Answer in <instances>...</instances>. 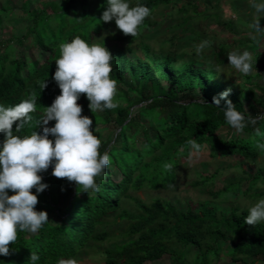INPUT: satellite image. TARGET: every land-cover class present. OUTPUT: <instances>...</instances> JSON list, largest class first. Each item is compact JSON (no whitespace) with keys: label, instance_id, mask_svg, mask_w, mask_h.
I'll return each mask as SVG.
<instances>
[{"label":"trees","instance_id":"16d2710c","mask_svg":"<svg viewBox=\"0 0 264 264\" xmlns=\"http://www.w3.org/2000/svg\"><path fill=\"white\" fill-rule=\"evenodd\" d=\"M178 1L183 2L131 0L132 6L145 4L152 9V15L140 26L139 35L133 37L125 35L114 20L100 19L107 8L106 0H50L35 9L31 8L33 0H27L21 17L11 11L9 0H0V29L12 26V36L0 52V103L11 107L28 98L37 101L36 111L31 113L33 119L21 135L34 130L42 133L44 125L38 121L62 91L53 79L56 60L61 56L60 45L75 36L89 44L104 43L110 50L115 57L110 61L111 76L118 87L114 99L128 104L122 107L118 103L115 109L93 113L86 94H81L77 103L82 106V115L93 120L91 129L102 141L101 154L107 151L110 156L109 166L97 177L100 191L87 193L76 182L54 176L55 165L39 173L48 187L37 193L36 210L47 211L49 222L35 234L19 232L17 241L10 242V254L0 255V264H31L32 251L41 257L38 264H57L60 258L78 260L91 244L109 240L107 227L111 220L127 226L113 237V247L103 253L104 264H219L225 255L235 264L264 261V222L256 226L245 223L249 209L231 202L241 196L257 201L264 198V190L258 188L259 182H264V167L248 176L245 189L241 183H232L213 191L214 176L201 175L190 187L202 188L211 200L173 203L156 198L146 203L132 194L144 189L172 190L178 169L191 157L187 143L191 138L203 146L202 151L209 150L214 160L237 156L251 161L264 155L259 148L264 143V119L256 125L260 136L254 134L252 126L242 134H234L223 111L212 100L231 88L228 99L246 116L264 113V52L257 54L262 57L258 58L257 73L247 77L250 89L244 93L246 99L253 101L247 111L241 94L219 75L218 68L229 63L225 45L215 48L211 64L181 58L176 51V44L186 42L190 35L198 39L192 26L195 21L213 19L230 32L234 31V23L222 19L218 1L211 13L199 10L197 3L202 0H184L174 8ZM169 7L171 12L163 16ZM168 19L175 20L169 29L172 34L160 39L161 46L156 50L145 37ZM27 40L34 54L31 58L18 55L17 48L11 45L22 46ZM261 40L258 36L250 45L258 48ZM137 52L144 58L138 57ZM45 80L47 86L42 89ZM201 98L212 106L201 102ZM55 123L53 120L48 126ZM103 127L116 133L102 134ZM49 138L54 140L51 134ZM4 139L5 134L0 133V141ZM165 162L174 168L165 170ZM32 191L35 193V188ZM11 194L13 191L9 190ZM223 245L229 247L228 253Z\"/></svg>","mask_w":264,"mask_h":264},{"label":"clouds","instance_id":"9594fccd","mask_svg":"<svg viewBox=\"0 0 264 264\" xmlns=\"http://www.w3.org/2000/svg\"><path fill=\"white\" fill-rule=\"evenodd\" d=\"M249 2L257 13H264V0ZM106 4L100 19L104 22L114 20L125 35L133 37L139 35L140 26L152 15V9L147 5L132 6L131 0H106ZM253 27L259 36L264 37L260 19ZM208 44V41L201 42L197 52L202 53ZM60 49L61 56L56 60L53 79L62 91L38 121L44 125L42 133L34 130L21 135L25 125L33 119L31 113L36 111L35 98L25 99L11 107L0 103V133L5 134V139L0 141V255L10 254V242L14 244L17 241L19 232L35 234L49 222L47 211L36 210L37 193L48 187L39 173L55 165L54 176L76 182L87 193L99 192L101 185L97 177L102 176L110 164L109 153L101 154L102 141L91 129L93 120L82 115V106L77 101L82 93L86 94L88 107L93 113L119 106L114 99L118 93L117 81L111 76L110 61L115 57L104 43L89 44L80 36L62 43ZM228 60L241 74L248 75L253 71V57L248 50L229 52ZM46 86L45 80L41 87ZM231 92L232 89L228 88L212 98L216 108L223 111L227 125L234 134H242L245 128L252 126L254 134L260 136L261 130L256 125L258 120L264 119V113L255 116L248 113L246 116L228 99ZM201 102L209 104L203 98ZM53 120L56 121L55 126L49 127ZM50 134L54 140L49 138ZM187 143L191 147L190 155L199 157L203 146L195 138ZM259 148L264 150V143L259 144ZM163 168L171 171L174 165L165 162ZM9 190L13 194L9 195ZM244 222L253 226L264 222V198L249 209ZM40 259L37 252H31V264H38ZM57 264H78V261L60 258Z\"/></svg>","mask_w":264,"mask_h":264},{"label":"rangeland","instance_id":"374dc122","mask_svg":"<svg viewBox=\"0 0 264 264\" xmlns=\"http://www.w3.org/2000/svg\"><path fill=\"white\" fill-rule=\"evenodd\" d=\"M27 0H9V8L14 12L17 16H23L24 10L23 5ZM50 0H33V4L31 6L32 9L41 8L42 4L49 2ZM185 2L184 0H182ZM219 3V13L223 20L232 21L234 31L230 32L227 28L221 27L216 24V22L208 19H200L192 23L193 30L196 33L198 39H194V35H190L186 42L177 43L176 51L179 53L181 58H192L196 61H200L203 63L211 64L212 56L214 54L215 48L225 45L228 48L229 52L239 51L243 52L244 50H248L251 52L253 57V71L244 75L235 70L229 63L224 66L218 68L219 75L227 82L228 86L234 88L237 92H239L242 96V103L245 109L250 110V106L253 103L252 100L246 99V95L244 90H249L250 86L248 85L247 77H252L257 73L259 68L258 58L262 59V57H258L257 54L259 51L264 52V37H261V43L257 47H253L250 45V42L253 40V37H258L259 35L255 32L253 25L255 24L257 19L261 20V25L264 26V13H257L256 9L253 8L249 2V0H202L197 4L199 5V10L201 12H213L212 6ZM182 2V3H183ZM180 1L174 3V8H178L181 6ZM172 8L169 7L164 10L163 16L166 12H171ZM162 14V13H161ZM160 15V17H163ZM175 22L174 19H168L161 27L153 30L151 35H147L145 40L152 44V47L156 50L160 48V39L169 37L172 32H170V27ZM12 36V26L8 25L4 27L2 30L0 29V52H2V46L6 41ZM208 41L209 44L205 46L202 53L197 52V46L203 42ZM122 43V42H121ZM12 46L17 48V53L20 56H26L31 58L33 52L29 50L30 41L27 40L24 42L22 46L14 45ZM228 52V53H229ZM137 56L140 58H144L140 52H137ZM131 57L135 60L136 56L131 55ZM257 80V79H255ZM130 97H133L131 95ZM122 107H127V103L118 101ZM102 128V134L112 136L116 133L113 131L114 129L110 128ZM226 133V130L222 131ZM264 167V155L258 160L246 161L240 157H226L219 158L214 160L210 156L209 150H203L199 157L192 156L190 159L181 165L178 169V179L176 185L170 191H155L151 189H144L140 192H133L132 194L142 200L143 202L150 203L152 200L156 198L167 199L173 203L177 201H187L191 200L197 202L199 200H211V197L206 193L202 188L193 189L190 187V184L200 180V176H214V180L216 182L213 191H218L222 189L225 185H229L232 183L240 184L243 186V189L247 186L246 181L248 180V176L250 174L256 175L259 168ZM241 169L245 172V174L241 175ZM117 181L120 180V177H116ZM258 188L260 190H264V182L260 181L258 184ZM232 203L240 204L243 208L250 209L257 200H250L241 196V198H233L231 200ZM65 206V205H64ZM64 206L62 207L64 209ZM130 209L135 211V209L131 206ZM53 220L57 221L56 217H53ZM110 225L107 227V232L110 236L109 240L104 243H94L89 248V251L81 256L77 261L78 264H104L103 262V253L113 247L116 239L113 237H118L120 232L126 228L127 223H115L113 220L109 221ZM223 249L228 253L229 247L227 245H223ZM150 264V263H148ZM151 264H167V263H151ZM219 264H235L231 262V259L226 255L221 258ZM260 264H264V261L260 262Z\"/></svg>","mask_w":264,"mask_h":264}]
</instances>
